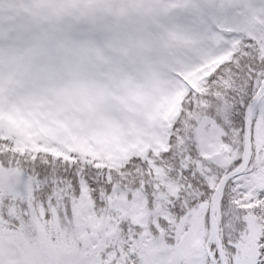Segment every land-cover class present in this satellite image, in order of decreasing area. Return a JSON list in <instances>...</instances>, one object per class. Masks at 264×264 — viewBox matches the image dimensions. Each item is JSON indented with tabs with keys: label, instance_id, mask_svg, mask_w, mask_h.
<instances>
[{
	"label": "snow or ice",
	"instance_id": "obj_1",
	"mask_svg": "<svg viewBox=\"0 0 264 264\" xmlns=\"http://www.w3.org/2000/svg\"><path fill=\"white\" fill-rule=\"evenodd\" d=\"M0 264H264V0H0Z\"/></svg>",
	"mask_w": 264,
	"mask_h": 264
}]
</instances>
